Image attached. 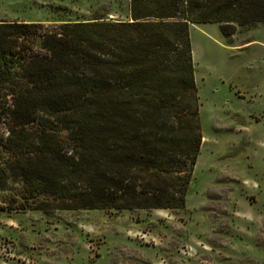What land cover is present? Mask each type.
Segmentation results:
<instances>
[{
	"label": "trees",
	"instance_id": "obj_1",
	"mask_svg": "<svg viewBox=\"0 0 264 264\" xmlns=\"http://www.w3.org/2000/svg\"><path fill=\"white\" fill-rule=\"evenodd\" d=\"M111 10L0 22V190L23 187L18 210L184 208L202 141L190 28L264 24V0Z\"/></svg>",
	"mask_w": 264,
	"mask_h": 264
},
{
	"label": "rangeland",
	"instance_id": "obj_2",
	"mask_svg": "<svg viewBox=\"0 0 264 264\" xmlns=\"http://www.w3.org/2000/svg\"><path fill=\"white\" fill-rule=\"evenodd\" d=\"M128 3L0 0V22L50 28L111 9L122 21ZM220 27L190 28L202 141L185 207L24 211L11 181L0 190V264H264V24L231 36Z\"/></svg>",
	"mask_w": 264,
	"mask_h": 264
}]
</instances>
